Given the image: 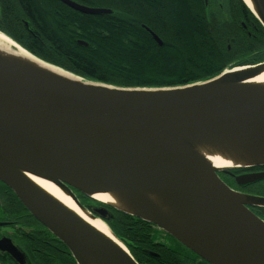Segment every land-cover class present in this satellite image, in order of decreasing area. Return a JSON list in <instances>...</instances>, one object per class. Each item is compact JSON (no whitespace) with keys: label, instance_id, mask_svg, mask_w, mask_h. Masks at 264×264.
<instances>
[{"label":"water","instance_id":"obj_1","mask_svg":"<svg viewBox=\"0 0 264 264\" xmlns=\"http://www.w3.org/2000/svg\"><path fill=\"white\" fill-rule=\"evenodd\" d=\"M59 1L83 15L112 13ZM250 1L254 13L243 4L264 29V0ZM249 67L255 69L231 73ZM262 70L264 62L182 87L120 88L0 56V183L67 249L75 264L138 263L106 225L109 212L87 210L71 189L91 200L95 194L118 195L127 210L100 204L159 228L208 264H264V221L249 210L264 209V198L235 192L218 177L264 167V162L213 169L193 148L198 142L220 140L264 155V88L241 85ZM24 175L63 190L123 248L83 225ZM234 180L245 187L264 180V173ZM145 193L171 208L179 225L150 204ZM0 250L25 264L9 239L0 240Z\"/></svg>","mask_w":264,"mask_h":264},{"label":"trees","instance_id":"obj_2","mask_svg":"<svg viewBox=\"0 0 264 264\" xmlns=\"http://www.w3.org/2000/svg\"><path fill=\"white\" fill-rule=\"evenodd\" d=\"M224 1L222 10L213 11L204 0H81L86 7L112 12L89 16L73 11L81 18V38L88 43L84 48L54 40L36 6L26 0L27 13L51 46L46 52L27 51L85 80L120 88H171L204 82L227 69L264 61V29L241 0ZM244 17L250 21L247 31L239 23ZM140 25L151 29L162 45L158 46ZM141 57L144 69L137 64ZM256 193L264 196V189L260 187ZM110 210L106 225L138 264H184L175 253H166L158 260L148 258L141 249L156 247L149 224ZM45 233L44 239L52 237ZM44 253L41 264H75L70 254Z\"/></svg>","mask_w":264,"mask_h":264},{"label":"flooded vegetation","instance_id":"obj_3","mask_svg":"<svg viewBox=\"0 0 264 264\" xmlns=\"http://www.w3.org/2000/svg\"><path fill=\"white\" fill-rule=\"evenodd\" d=\"M29 1L36 6L48 34L54 40L58 43H70L84 48L88 47L86 40L81 38V24L78 23L81 18L74 14L72 9L62 4L59 0ZM70 1L85 6L82 4L81 0ZM25 2L26 0H0V32L26 50L35 49L37 52L49 51V49H51L50 43L46 38L41 36L38 24L36 25L32 21L30 15L26 11ZM223 2L225 1L207 0V6L211 7L213 11H217V9L222 10L220 4ZM239 23L240 27L247 31L246 25H249L250 21L244 17ZM87 27L89 28V26ZM140 27L145 32H147L146 29L151 31V29L145 25H140ZM32 40H36L39 46L35 47ZM229 49V45L227 44V50ZM247 173H264V167L219 173L218 177L226 186L235 192L264 198V196L256 193L260 187L264 189L263 180L262 182L260 181L245 187H240L235 183V176ZM71 191L79 204L87 210L92 211L94 209L103 208L109 212L111 217L112 211L110 208L96 203L72 189ZM249 210L264 221V209L249 208ZM148 226L154 235L153 245H156L152 250L141 249L148 258L158 260L166 253H175L184 264H208L159 228L150 224ZM45 232L51 235L26 211L13 192L0 183V240L3 238L9 239L13 246L24 256L25 264H41V255H44L45 251H59L62 252L65 257H68L69 253L67 249L64 250L59 245V241L52 235L53 238H43L46 234ZM158 232H160V235ZM38 236H41L42 239L40 240ZM0 264L17 263L9 253L0 250Z\"/></svg>","mask_w":264,"mask_h":264},{"label":"bare ground","instance_id":"obj_4","mask_svg":"<svg viewBox=\"0 0 264 264\" xmlns=\"http://www.w3.org/2000/svg\"><path fill=\"white\" fill-rule=\"evenodd\" d=\"M243 2L250 9V11L255 12V8L250 0H243ZM0 56L5 57L7 60L19 62L20 64H26L41 70H43V67H45L52 72H56L60 76H72L70 73H66L57 67L46 65L41 61L34 59L1 33ZM253 69L255 68L249 67L235 69L231 73H239L241 71ZM241 85L264 88V70H262L257 76L246 80ZM193 145V148L213 169L220 170L226 167L247 166L254 163L264 162V155L220 140L202 141ZM24 177L34 188H36L39 192L56 203L58 206L63 208L83 225L88 227L90 230L105 240L111 242L113 245L123 248L116 240L111 237L108 229L100 221L89 219L83 211L78 209L73 204V202L70 200V198H68L63 190L46 181L27 175H24ZM145 197L150 204H152L158 211L164 214L173 224L179 225L176 213L171 208H169L158 196L145 193ZM92 199L99 203L105 202L114 205L116 208L127 210L126 203H123L121 198L115 194H95L92 196Z\"/></svg>","mask_w":264,"mask_h":264},{"label":"rangeland","instance_id":"obj_5","mask_svg":"<svg viewBox=\"0 0 264 264\" xmlns=\"http://www.w3.org/2000/svg\"><path fill=\"white\" fill-rule=\"evenodd\" d=\"M221 5V7L223 8V6H222V3L220 4ZM207 6V5H206ZM142 58V57H141ZM141 60V62L139 63V61H137V64H138V67H141V68H146L145 67V65H144V59L142 58V59H140ZM147 72H148V69L146 70ZM221 74V73H220ZM218 76V75H217ZM264 217V216H263ZM159 233V235H160V232H158Z\"/></svg>","mask_w":264,"mask_h":264}]
</instances>
